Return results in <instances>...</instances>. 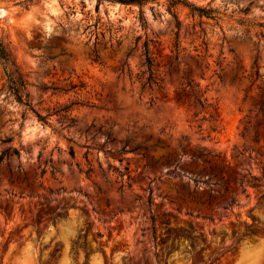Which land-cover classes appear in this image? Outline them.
Listing matches in <instances>:
<instances>
[{"label": "rangeland", "instance_id": "obj_1", "mask_svg": "<svg viewBox=\"0 0 264 264\" xmlns=\"http://www.w3.org/2000/svg\"><path fill=\"white\" fill-rule=\"evenodd\" d=\"M188 1L0 4V264H264V0Z\"/></svg>", "mask_w": 264, "mask_h": 264}, {"label": "trees", "instance_id": "obj_2", "mask_svg": "<svg viewBox=\"0 0 264 264\" xmlns=\"http://www.w3.org/2000/svg\"><path fill=\"white\" fill-rule=\"evenodd\" d=\"M43 0H0L1 3H11L13 6L20 7L22 9L29 8L32 4L36 2H41ZM98 2L102 1H108L112 3H120L124 5H138L143 6L149 3H153L157 0H97ZM168 7L173 8L175 6H183L188 9L189 14L191 16L197 15L198 17L202 18H208L212 20H220L223 16V13L220 12L217 9L212 8H204L200 6H196L192 3H190L188 0H166ZM260 26H264V24H261ZM156 43V42H155ZM175 51L179 50V42L176 40V43L174 44ZM144 55H145V62L147 64L148 70L151 72L152 66L154 65L155 59L153 56V52L150 51L148 42H145L144 45ZM0 66L2 67L3 73L6 77V82L9 85V88L14 95V97L19 102H25L27 105L26 98L24 97V89L26 85V81L18 74L17 70L14 69V64L10 58L8 49L6 48V45L3 43V41L0 39ZM76 86L73 85L71 88H75ZM196 103L201 107L204 108V104L206 102V99L201 98V96H195ZM210 105L208 104L207 107ZM68 106H65L64 109H67ZM72 120V118H71ZM13 153L18 155V151L16 149H13ZM2 157H0V163H1Z\"/></svg>", "mask_w": 264, "mask_h": 264}]
</instances>
